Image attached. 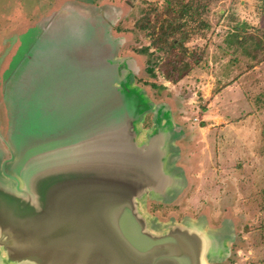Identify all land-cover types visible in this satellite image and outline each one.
<instances>
[{"label": "water", "instance_id": "1", "mask_svg": "<svg viewBox=\"0 0 264 264\" xmlns=\"http://www.w3.org/2000/svg\"><path fill=\"white\" fill-rule=\"evenodd\" d=\"M72 16L58 24L59 17H51L46 27L68 28ZM84 28L81 34L83 28L71 27L59 40L46 38L47 29L37 30L8 70L4 98L15 112L7 152L0 148V264H210L221 259L228 244L223 232L190 217L159 227L145 212L151 197L170 201L184 175L172 167V140L155 134L139 141L137 117L129 118L137 112L135 93L116 84L120 67L112 54L96 53L99 60L79 52L81 60L70 53L90 42L94 31L88 24ZM100 114L106 129L98 135L90 131L93 140L77 131L53 142L58 147L73 143L66 155L29 158V139L53 138ZM104 136L113 141L100 144Z\"/></svg>", "mask_w": 264, "mask_h": 264}, {"label": "rangeland", "instance_id": "2", "mask_svg": "<svg viewBox=\"0 0 264 264\" xmlns=\"http://www.w3.org/2000/svg\"><path fill=\"white\" fill-rule=\"evenodd\" d=\"M106 1L55 0L51 3L52 0H0V148L3 147L7 152L15 112L5 101L4 85L8 81V70L18 60L24 42L30 37L35 39L38 36L36 32H39L37 30L41 28L48 30L44 35L46 38L59 40L67 37L71 27L76 28V31L83 28L81 34H84V25L88 24L94 31L93 35L87 37L90 42L85 43L84 47H76L70 53L77 52L76 58L81 60L84 57L79 56V52L99 60L96 53L100 56L112 54L116 65L120 67L118 76L121 82L116 81V84L123 90L135 93L132 98L137 112L129 115V118L137 117L139 141L155 134L172 140L170 151L173 153L169 155L172 167L184 175L185 183L188 182L181 194L177 192L170 201L153 197L147 199L145 212L159 227L188 217L201 220L207 226L238 225L239 232L236 230L237 233L233 234L236 240L233 243L232 238L230 251L227 250L226 257L219 264H264V169L259 172L262 182L258 181L259 178L254 181L255 178L249 175L253 173V165L249 169L230 171L239 174L240 197H245L239 198L238 201H241H236L237 204L233 198H230L232 201H224L220 195L217 196L219 190L226 193L223 188L225 181L222 176L209 178L211 171L208 170L210 161L207 157L203 164L208 169L201 172L200 178L196 174L192 178L193 175L187 174L184 169L187 167L189 173L196 166L190 153L201 149L198 150L196 146L193 149L189 143L193 137L200 139L208 129L205 114L211 109L208 105L212 98L208 94L211 89L214 96L219 95L224 86L246 73L251 80L261 79L258 84L262 83V86L258 88L256 85L255 91L253 84L251 88L245 87V96H260L264 99V0H113L117 3L115 9H99V17H95L97 13L91 7L99 3L103 6ZM185 5L190 8V12L178 20L177 16ZM77 11L83 16H72ZM54 16L59 17L54 20L55 23L60 18L64 20L72 16L67 21L72 25L66 28L54 24L49 29L46 26ZM77 23L80 26H76ZM105 36H108L107 40ZM174 60L182 71L173 69ZM188 63L189 71L185 67ZM149 67H154V74L148 71ZM184 71H188L187 74ZM259 71L263 76H258ZM231 73L233 75H229ZM232 76L234 80H230ZM241 93L240 90L234 92L231 103L236 105L244 102L250 108L255 107L248 104ZM218 100L212 106L215 110L221 107V100ZM261 110L260 113H264L263 108ZM227 111L226 120L236 118V111L233 112L230 103ZM225 125L227 121L217 124L222 127ZM75 126L77 129H74ZM66 129V133L53 138L34 135L28 140L33 152L29 158L47 161L55 156H64L73 143L58 147L59 144H53L56 137L60 139L78 131L89 138L92 132L98 135L106 127L100 114L88 116ZM110 129H116V124ZM1 140H5L4 144ZM81 141L79 139L74 143L79 144ZM98 141L104 144L112 142L113 138L104 136ZM237 159L239 156L232 154L224 161L219 158L217 162L214 158L213 162L229 170L228 167L236 164ZM195 170L198 172L199 168ZM235 180L231 176L229 181ZM252 184L255 186H250ZM227 187L230 189L227 194L233 193L234 198H237L234 191L240 189L237 186L232 188L230 184ZM234 205L240 207V212L234 211Z\"/></svg>", "mask_w": 264, "mask_h": 264}, {"label": "crops", "instance_id": "3", "mask_svg": "<svg viewBox=\"0 0 264 264\" xmlns=\"http://www.w3.org/2000/svg\"><path fill=\"white\" fill-rule=\"evenodd\" d=\"M49 2L51 0H48ZM54 3L55 0H52ZM100 5L102 3H99ZM104 7L106 6H111L113 8H116L117 3L113 2V0H108L106 3H104ZM52 8V7H51ZM53 8L55 6L53 5ZM149 49V48H148ZM147 50V49H144ZM143 50V51H144ZM148 51V50H147ZM258 76L262 75V73L259 71ZM233 75V73L229 74ZM264 75V74H263ZM262 75V76H263ZM233 77V76H232ZM230 77V78H232ZM235 77H233L230 80H234ZM258 82H261V79H256L254 78L253 80L249 79L247 77L246 73L244 76H238L235 79V82L232 81L229 82L231 84H227L224 86L219 93V95H215L211 91L208 92L210 94V102L209 106H211V109L208 110L207 114H205V117L208 120V129L204 133V136H201L200 139H196L195 137L192 138V141L189 143L190 147L196 146L198 150L200 151H194L191 152V157L194 159V162H196V166L194 165V169L190 170L189 173L187 171V167H184L185 172L187 174L193 175L192 178H195V174L197 178H200L201 172H206L208 167L204 166L203 162L205 160V157L209 159V168L210 170V176L209 178H212L213 176H217L218 178L222 176V180L225 181L223 188L226 189V193H222L220 190L217 193V196L221 197L224 201H232L230 198L234 199V202H240L241 200L238 201L239 198L245 199V197H240V194L242 195V191L239 188V174L235 173L233 174L230 171L236 170H245L249 169L248 167H252L253 165V173L249 174L250 176H253L254 181H256L257 178H259V182H262V177L259 175V172H261L264 169V113H260L261 108H263L264 111V99H261L260 96L257 97H249L245 96V90L252 86L253 91H255L254 88H256V85L258 88H260L262 85L258 84ZM245 85V86H244ZM247 87V88H245ZM211 88H214V86H211ZM251 88V87H250ZM239 90L242 92L241 95L245 96V100L250 103V105H255V107L250 108L246 103L241 102L237 103L236 105H233L231 102H233V96L234 92H239ZM254 96V95H253ZM221 100V107L216 110L214 107H212L216 100ZM214 100V101H213ZM218 100V101H219ZM232 105L233 112L236 111V118L226 120L225 116L227 114V108L228 104ZM220 106V105H219ZM234 108L236 110H234ZM260 109V111H259ZM226 110V111H225ZM261 114V116H260ZM227 121V125L225 126H217V124H223L224 122ZM194 149V148H193ZM238 155L239 159H237V163H233L230 167H228L229 170L224 169L222 166H219V164H214L216 162H213V159H217V162L219 161V158L224 161L228 156L231 155ZM190 157V158H191ZM242 157V158H241ZM229 159V158H228ZM199 168V171L196 172L195 168ZM184 172V173H185ZM196 172V173H195ZM223 172V174H222ZM232 174V175H231ZM233 176L236 180L235 181H229L230 177ZM191 178V180H192ZM198 180V179H197ZM196 180V181H197ZM187 181V180H186ZM257 182V184L259 183ZM188 184V182H186ZM185 182L183 183L182 187L180 188V194L183 191V189L188 186ZM195 183V181L193 182ZM230 184L233 188V186H237L240 190L234 191V195L237 193V198H234L233 193L227 194L230 189L227 187V184ZM250 186H255L254 184ZM227 194V197H226ZM232 196V197H231ZM216 197V198H218ZM226 199V200H225ZM237 204V203H236ZM234 211L237 210L240 212V207L237 205H234ZM262 210V209H260ZM211 229L214 231H220L223 232L227 239H228V244L226 246V249L229 248V244L235 242L236 238L232 240V235L234 233L239 232L238 225H218V226H209ZM258 227H260L258 225ZM237 230V231H236ZM248 232H252L248 230ZM225 249V250H226Z\"/></svg>", "mask_w": 264, "mask_h": 264}, {"label": "trees", "instance_id": "4", "mask_svg": "<svg viewBox=\"0 0 264 264\" xmlns=\"http://www.w3.org/2000/svg\"><path fill=\"white\" fill-rule=\"evenodd\" d=\"M189 12H190V8H189L187 5H185L184 10L181 12V14H180L179 16H177V19L179 20L180 17L185 16V13H189ZM171 34H173V33H171ZM177 64H178V63L174 60V62L172 63V65H174L173 69L176 68V70H178V71H182L181 67L177 66ZM189 66H190L189 63L186 64V66H185V67L188 69V71L190 70ZM186 68H185V69H186ZM148 71H149L150 73L154 74L155 69H154V67H149V68H148ZM188 71H184L185 74H187Z\"/></svg>", "mask_w": 264, "mask_h": 264}, {"label": "flooded vegetation", "instance_id": "5", "mask_svg": "<svg viewBox=\"0 0 264 264\" xmlns=\"http://www.w3.org/2000/svg\"><path fill=\"white\" fill-rule=\"evenodd\" d=\"M101 6H102V5H98V6H95V7H91L92 11H93L94 13H97L96 15H94V16L97 17V18L99 17V13H98V12H99V11H98L99 9H105V10H111V11H112L113 9H115V8H113V7H111V6H106V7L102 6L103 8H102ZM4 139H5V137H4ZM1 141H2V140H1ZM4 141H5V140H4ZM4 141H2L1 143L4 144ZM231 237H232L233 239L235 238L234 235H232ZM227 250L230 251V248H227V249L225 250V254H224L225 257H226V255H227ZM228 254H229V253H228ZM224 256H223V257H224ZM223 257H222L221 259H219V260H216L214 264H219V263H221V260L225 258V257H224V258H223Z\"/></svg>", "mask_w": 264, "mask_h": 264}]
</instances>
